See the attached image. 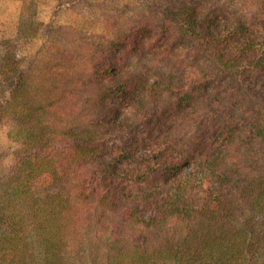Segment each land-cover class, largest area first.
I'll return each instance as SVG.
<instances>
[{
    "label": "trees",
    "instance_id": "1",
    "mask_svg": "<svg viewBox=\"0 0 264 264\" xmlns=\"http://www.w3.org/2000/svg\"><path fill=\"white\" fill-rule=\"evenodd\" d=\"M18 1L0 264H264V0Z\"/></svg>",
    "mask_w": 264,
    "mask_h": 264
},
{
    "label": "rangeland",
    "instance_id": "2",
    "mask_svg": "<svg viewBox=\"0 0 264 264\" xmlns=\"http://www.w3.org/2000/svg\"><path fill=\"white\" fill-rule=\"evenodd\" d=\"M56 4L50 0H42L37 4V17L43 24H48L51 17H54L56 27L66 28L68 26L77 28L86 33H103V26L99 25L97 12H82L63 8L56 15L54 8ZM21 10V3L18 0H0V39L12 36L16 31V25ZM98 17V18H97ZM41 38L34 39L25 47L27 54H32L42 45ZM19 148V144L10 136L8 125H0V156L4 166H9L13 160V154Z\"/></svg>",
    "mask_w": 264,
    "mask_h": 264
}]
</instances>
